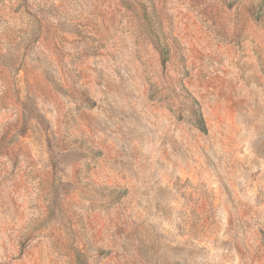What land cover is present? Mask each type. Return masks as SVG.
Masks as SVG:
<instances>
[{"label": "rangeland", "instance_id": "1", "mask_svg": "<svg viewBox=\"0 0 264 264\" xmlns=\"http://www.w3.org/2000/svg\"><path fill=\"white\" fill-rule=\"evenodd\" d=\"M0 264H264V0H0Z\"/></svg>", "mask_w": 264, "mask_h": 264}]
</instances>
